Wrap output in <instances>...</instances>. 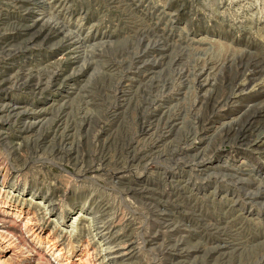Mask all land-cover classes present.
Wrapping results in <instances>:
<instances>
[{
    "label": "rangeland",
    "instance_id": "1",
    "mask_svg": "<svg viewBox=\"0 0 264 264\" xmlns=\"http://www.w3.org/2000/svg\"><path fill=\"white\" fill-rule=\"evenodd\" d=\"M227 263L264 264V0H0V264Z\"/></svg>",
    "mask_w": 264,
    "mask_h": 264
},
{
    "label": "bare ground",
    "instance_id": "2",
    "mask_svg": "<svg viewBox=\"0 0 264 264\" xmlns=\"http://www.w3.org/2000/svg\"><path fill=\"white\" fill-rule=\"evenodd\" d=\"M54 29H55V28H54ZM57 30H58V29H57ZM53 32H54V31H53ZM53 32H52V33H53ZM55 32H56V31H55ZM55 32H54V33H55ZM147 107H148V106H147ZM59 148H60V147H59ZM148 155H149V154H148ZM220 249H221V248H220ZM222 249H223V248H222ZM225 250H226V249L224 248L223 251H225ZM225 253H226V252L223 253V256L225 255ZM226 256H227V255H226ZM229 258H230V257H229ZM227 264H228V263H227Z\"/></svg>",
    "mask_w": 264,
    "mask_h": 264
}]
</instances>
